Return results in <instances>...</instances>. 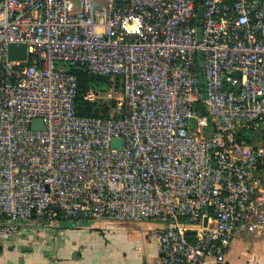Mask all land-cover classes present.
I'll return each mask as SVG.
<instances>
[{
    "label": "built area",
    "instance_id": "obj_1",
    "mask_svg": "<svg viewBox=\"0 0 264 264\" xmlns=\"http://www.w3.org/2000/svg\"><path fill=\"white\" fill-rule=\"evenodd\" d=\"M77 66L120 80L84 95L114 101L107 118L76 114ZM251 218L264 228V0H0V246L27 222L157 221L163 264H225Z\"/></svg>",
    "mask_w": 264,
    "mask_h": 264
},
{
    "label": "crops",
    "instance_id": "obj_2",
    "mask_svg": "<svg viewBox=\"0 0 264 264\" xmlns=\"http://www.w3.org/2000/svg\"><path fill=\"white\" fill-rule=\"evenodd\" d=\"M57 224L51 229L22 223L13 241L0 246V264H163L155 239L160 222L92 219ZM256 224L251 218L231 242L225 264H264V228ZM95 228L107 231L105 240L89 233ZM200 264L217 263L205 258Z\"/></svg>",
    "mask_w": 264,
    "mask_h": 264
},
{
    "label": "trees",
    "instance_id": "obj_3",
    "mask_svg": "<svg viewBox=\"0 0 264 264\" xmlns=\"http://www.w3.org/2000/svg\"><path fill=\"white\" fill-rule=\"evenodd\" d=\"M77 78V96L75 100L76 114L82 117H99L107 118L111 112H115V102L111 101L107 104L101 101L89 102L84 99V95L93 90L96 93H105L114 84L116 90L121 89L120 80L114 81L110 77L90 75L84 67L77 66L69 70ZM117 116L120 113L117 112ZM122 113V111H121ZM238 137L245 139L248 143L254 144L251 133L245 131L238 132ZM77 223V222H73Z\"/></svg>",
    "mask_w": 264,
    "mask_h": 264
},
{
    "label": "water",
    "instance_id": "obj_4",
    "mask_svg": "<svg viewBox=\"0 0 264 264\" xmlns=\"http://www.w3.org/2000/svg\"><path fill=\"white\" fill-rule=\"evenodd\" d=\"M199 2L201 3L202 0H199ZM198 14L199 17H201L202 15V7L200 6L198 8ZM200 22V21H199ZM26 45L24 44H10L8 45V51H7V55H8V59L9 60H25L26 59ZM23 64H25L23 62ZM191 127H193V120L190 121ZM34 126L35 128H42V123L39 120H35L34 121ZM121 141L118 139L113 140V145L114 146H118L120 145Z\"/></svg>",
    "mask_w": 264,
    "mask_h": 264
},
{
    "label": "rangeland",
    "instance_id": "obj_5",
    "mask_svg": "<svg viewBox=\"0 0 264 264\" xmlns=\"http://www.w3.org/2000/svg\"><path fill=\"white\" fill-rule=\"evenodd\" d=\"M77 6H78V4H77ZM252 137H253V141L255 142V143H258V142H261V135L260 134H254V135H252ZM67 229H73L72 228V225H67V227H66ZM64 229H65V227H64ZM92 230H94V231H89V233L90 234H93V235H99V237H100V239H102V240H105V238H106V235H107V231L104 229V228H98V229H92ZM101 234H99V233ZM97 233V234H96Z\"/></svg>",
    "mask_w": 264,
    "mask_h": 264
}]
</instances>
